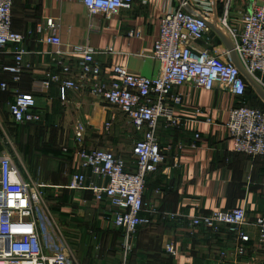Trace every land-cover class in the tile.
<instances>
[{
    "label": "crops",
    "instance_id": "0c3cea01",
    "mask_svg": "<svg viewBox=\"0 0 264 264\" xmlns=\"http://www.w3.org/2000/svg\"><path fill=\"white\" fill-rule=\"evenodd\" d=\"M181 1L133 0L131 9L121 10L118 14L91 15L79 0H14L11 28L25 37L26 54L19 82L14 83L10 74L0 72V82L9 85L6 97H12L14 89L32 93L33 82L44 79L47 73L58 74L61 79L80 80L77 75L80 58H60L56 55L59 48L44 42L51 34L46 26L49 19L55 22L56 33L62 41L61 49L67 45L103 51L95 56L103 81L111 82L115 65L136 76L156 77L160 64L154 58L153 47L159 34L160 18L168 10L179 7ZM218 8L220 14L221 3ZM209 36L212 45L218 47L216 52L221 47L227 50L214 31ZM10 47L0 53V65L12 63ZM59 62L68 65L70 72H63ZM172 93L180 94L182 98L173 107V115L180 123L167 126L163 120L159 122L157 137L165 149V161L147 177L143 196L152 213H145L149 224L139 227L132 236L130 264H264V245L258 244L254 236L245 245L246 254L235 256L236 242L226 232L212 234L201 228L192 230L181 217L166 218L167 214L190 216L243 207L247 219L252 220L264 212V159L234 153L225 126L229 108L239 100L218 88L207 91L185 86ZM34 95L42 123L20 124L27 130L16 136L23 158L29 164L32 159L34 169H38L33 174L27 170L33 178L41 180L42 173L50 180V184L45 183L56 193L64 176L67 177L64 183L67 188L70 174L79 169L74 157L75 147L111 149L130 164L131 154L128 153L131 151L122 148L124 135L129 130L134 134L137 132L117 108L92 96L86 88L65 90L60 82L53 83L44 93ZM49 122H53L58 131H49L51 127H46ZM106 122H111L108 129L104 127ZM78 124L83 128L84 137L76 142L73 129L75 131ZM34 130L38 132L36 135L26 136ZM51 134L56 141L52 145V140L46 139ZM196 134L198 138H195ZM62 136L69 145L67 155L57 148ZM49 149L57 155L51 156ZM128 168L132 170L129 165ZM63 192L58 208L66 221V215L71 219L68 232H61L65 240L76 245L87 244V254L93 253L92 241L106 243L107 253L122 260L123 233L108 219L106 203L92 202L87 189L73 191L67 188ZM166 244H172L177 254L167 253ZM85 252L82 251V259ZM97 256L100 260V255ZM83 261L81 264H87ZM97 262L93 264H99Z\"/></svg>",
    "mask_w": 264,
    "mask_h": 264
},
{
    "label": "built area",
    "instance_id": "2783aa9c",
    "mask_svg": "<svg viewBox=\"0 0 264 264\" xmlns=\"http://www.w3.org/2000/svg\"><path fill=\"white\" fill-rule=\"evenodd\" d=\"M79 1L91 15L118 14L133 5V0ZM13 4L14 0H0V53L9 45L13 53L12 63L1 64L0 72L10 74L17 83L26 50L25 37L11 28ZM208 22L226 35L240 67L233 62L228 50L221 47L216 52L218 47L212 45L209 35L213 30ZM46 26L51 34L44 42L59 48L58 57L80 58L77 65L80 80L61 79L58 74L47 73L44 79L33 82L30 94L14 89L8 113L16 124L41 122L34 94L44 93L53 83L60 82L65 90L88 89L92 96L100 97L127 116L139 134L131 149L130 164L111 149L78 147L74 157L79 169L70 174L67 183V188L73 191L89 190L92 202L106 203L108 219L123 233L120 264H129L127 253L132 236L139 227L150 222L145 213L152 211L143 196L147 177L165 161V149L157 137L158 125L162 120L167 126L180 123L173 115V107L182 98L172 93L174 89L189 86L211 91L218 88L232 94L239 100L229 108L225 124L232 151L264 159V111L240 102L248 87L254 90L246 76L264 90V1L182 0L179 7L168 10L160 18L159 34L153 47L154 58L160 64L158 75L136 76L115 65L110 83L101 79V67L95 59L103 51L67 45L61 49L62 41L54 20H47ZM58 64L63 72H70L68 65ZM8 90V83L1 81L0 91ZM104 127L110 128L111 122H106ZM75 131L80 141L82 126L78 124ZM198 137L196 134L195 138ZM46 188L43 181L28 173L12 151L1 150L0 264H71L67 242L43 201ZM167 217L185 219L192 230L201 228L212 234L226 232L236 242L235 256L246 254L245 245L252 236L258 244L264 245V212L252 220L247 219L243 207L190 216L167 214ZM165 250L171 255L177 254L172 244H166Z\"/></svg>",
    "mask_w": 264,
    "mask_h": 264
},
{
    "label": "rangeland",
    "instance_id": "374dc122",
    "mask_svg": "<svg viewBox=\"0 0 264 264\" xmlns=\"http://www.w3.org/2000/svg\"><path fill=\"white\" fill-rule=\"evenodd\" d=\"M255 92V91H254ZM8 94L9 92H1L0 91V150H3L4 148H7L8 150L12 151L17 157L18 159L21 161L23 167L28 170L31 174L34 173V169L35 168V164L33 163V160H30V164L29 162L23 158L22 156V150L21 147L18 146V141H17V134L19 132H21L22 130H27L26 126H21L20 124H16L13 122V120L11 119V117L9 116L8 113V107H9V103L12 101V97L8 96L5 94ZM248 103L252 106H256L258 108H261L264 110V99H262L261 97H257L256 99H252V101H248ZM43 119V118H42ZM39 123H35L40 124ZM25 125V124H22ZM53 122H49V125H46V127L50 128L49 131H58L57 128H55L53 126ZM38 132L36 130L27 133V137L32 136V135H36ZM84 137V132L82 134V139ZM139 137L138 133H133L132 130H129L128 132L125 133L124 135V145L122 146L123 150L125 151H131V147H132V143L133 141L135 142V140ZM62 138V139H61ZM59 138L61 139V143L58 144V149L60 151H62V154H68V150H69V145H67V143H65L63 141V136ZM73 138L75 139L76 142H78L76 140V131H74L73 129ZM29 138H27L24 142L26 143V141ZM46 139H51L52 141L50 145H52V143L55 141L53 140V135L51 134L50 136L46 137ZM57 139V138H56ZM28 142V141H27ZM20 146L23 145L22 142H19ZM56 143V141H55ZM29 146V145H28ZM74 149V148H73ZM76 149V147H75ZM38 150H39V144H38ZM52 150L53 149H49V153H51V156H55L57 155L56 153L52 154ZM113 151V150H112ZM48 152H46L48 154ZM114 152V151H113ZM115 153V152H114ZM129 155L131 153H128ZM131 157V155H130ZM130 160V159H129ZM38 170V169H37ZM41 181H43L44 183L47 182L50 184V180L49 178L42 176L41 173ZM62 183L59 184L58 187V191H56V193H54L53 188L50 187V185H47V188L45 190L44 193V204L48 207L50 215L53 217L54 221L56 222L57 227L61 230V232L67 233L68 231V221H70V217L69 215H66V217H68L67 221L65 220L64 215L61 213V211H59V205L62 203L61 198L64 194V189L65 185L64 184L67 180V177H61ZM67 187V186H66ZM54 190H56L54 188ZM62 192V193H61ZM62 195V196H61ZM90 202V201H89ZM81 218V217H80ZM71 222V221H70ZM63 234V233H62ZM70 235V233H68ZM66 244L68 245V253L70 255V262L71 264H81L83 263V259L85 260V262H87V264H93V262H97V261H102V262H97L99 264H120L121 260L117 257H114L113 255H109L107 252V246L106 243L102 245V242L100 241H92V245H94L93 248V253H88L87 254V250L89 246L87 244H82L80 243V245H76L74 244L72 241H70L69 239L66 240ZM131 241H130V245H131ZM122 249V248H121ZM86 251L85 252V257L82 259V251ZM132 248L129 250V252L127 253V259H128V263L130 264V260L129 257L131 256L132 253ZM81 251V252H80ZM100 255L101 259L97 260L98 256ZM97 260V261H95Z\"/></svg>",
    "mask_w": 264,
    "mask_h": 264
},
{
    "label": "water",
    "instance_id": "95a60500",
    "mask_svg": "<svg viewBox=\"0 0 264 264\" xmlns=\"http://www.w3.org/2000/svg\"><path fill=\"white\" fill-rule=\"evenodd\" d=\"M187 10H189L188 7H186ZM208 27L211 28L217 35L218 37L221 39L222 43H224V45L226 46L227 50L229 51L230 57L233 60V62L239 66L237 57L232 49V46L228 40V38L226 37V35L221 32L220 30L216 29L215 26L211 23L208 22ZM240 67V66H239ZM244 74V72H243ZM246 76V75H245ZM249 84L254 88L255 92L259 95V97H261L262 99H264V90L261 89L256 83H254L250 78H248V76H246Z\"/></svg>",
    "mask_w": 264,
    "mask_h": 264
},
{
    "label": "trees",
    "instance_id": "16d2710c",
    "mask_svg": "<svg viewBox=\"0 0 264 264\" xmlns=\"http://www.w3.org/2000/svg\"><path fill=\"white\" fill-rule=\"evenodd\" d=\"M256 99L257 98V95L255 94V92L252 90V88L248 87L247 90H246V93L243 97L242 100H240L241 103H243L244 105H247V106H251V107H256V106H252L248 103V101H252V99ZM239 102V101H238ZM258 108V107H256ZM261 109V108H259ZM262 111H264L263 109H261Z\"/></svg>",
    "mask_w": 264,
    "mask_h": 264
}]
</instances>
